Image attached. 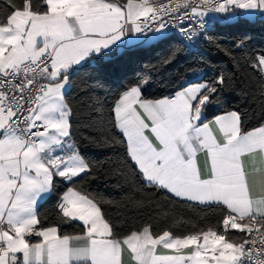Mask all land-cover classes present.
<instances>
[{"label":"snow or ice","instance_id":"6c2138e0","mask_svg":"<svg viewBox=\"0 0 264 264\" xmlns=\"http://www.w3.org/2000/svg\"><path fill=\"white\" fill-rule=\"evenodd\" d=\"M260 15L264 0H0V264H264V116L249 126L238 109L210 115L235 73L162 96L140 78L106 107L68 95L79 67L110 58L130 34L168 43L169 64L171 29L193 42L213 20ZM245 63L264 106V50ZM82 143L122 146L110 174L166 201L75 190L100 170ZM58 182L68 187L52 222L39 207ZM157 217L167 221L159 231Z\"/></svg>","mask_w":264,"mask_h":264},{"label":"trees","instance_id":"16d2710c","mask_svg":"<svg viewBox=\"0 0 264 264\" xmlns=\"http://www.w3.org/2000/svg\"><path fill=\"white\" fill-rule=\"evenodd\" d=\"M171 35L173 46L178 49L172 63H160L168 54V43L125 48L110 58L79 67L70 78L72 86L68 89L69 97L74 101L81 97L95 98L106 107L125 86L140 78L149 79L151 95L162 96L182 85L190 84L193 77L199 75L203 76V81H207L215 78L218 72L229 75L235 73L231 87L220 93L210 115L238 109L247 114L249 126L256 125L264 116V106L257 89L259 75L247 68L245 61L253 52L264 50V18L257 17L254 21L241 18L223 23L214 22L213 28L207 33L212 39L201 36L197 40L198 49L190 47L186 42L181 43V39L175 34ZM242 38L246 40L245 46L235 48L234 43ZM81 148L87 158L98 162L100 170L95 177L77 184L75 190L114 201L127 202L128 199L146 196L166 201L162 192H153L150 188L131 190L126 180L110 174L114 167L111 160L114 156L122 155V146L82 143ZM66 187L68 185L65 183L58 182L52 196L39 207L40 214L47 216L52 222L59 219L56 212L57 198ZM105 209L115 215V205H105ZM179 211L183 213L185 210L181 208ZM125 215L133 223L143 222L136 213L127 212ZM152 225L154 230L159 231L167 226V221L157 217L152 220Z\"/></svg>","mask_w":264,"mask_h":264},{"label":"crops","instance_id":"0c3cea01","mask_svg":"<svg viewBox=\"0 0 264 264\" xmlns=\"http://www.w3.org/2000/svg\"><path fill=\"white\" fill-rule=\"evenodd\" d=\"M257 17H264V15H260V16H257ZM255 17V18H257ZM235 20V19H234ZM227 21H232V20H213L211 21L212 23L214 22H220V23H223V22H227ZM146 37H140L138 34H130L129 37H126L125 38V43L121 45L120 48L116 49V52L115 53H120L122 52L125 48H130V47H134L136 45H141V44H151V43H147L146 42ZM95 61H92V62H85L83 65L85 64H88V63H94ZM202 75H199V76H196V77H193V79L191 80V83H195V82H202ZM53 194V193H52ZM52 194L47 197L45 200H47L48 198H50L52 196ZM83 194V193H82ZM44 200V201H45ZM42 201L41 204L44 202ZM40 204V205H41Z\"/></svg>","mask_w":264,"mask_h":264},{"label":"built area","instance_id":"2783aa9c","mask_svg":"<svg viewBox=\"0 0 264 264\" xmlns=\"http://www.w3.org/2000/svg\"><path fill=\"white\" fill-rule=\"evenodd\" d=\"M177 2H181V3H182V0H177ZM208 27H209V30L212 29V28H213V23L210 22L209 25H208ZM170 34H175L176 36H178V37L180 38L179 34L176 33L175 28H173V29L170 30ZM180 39H181V38H180ZM185 42H186V44L189 45L190 47H192V48H194V49H198V43H197V40H196V41H193V42H187V41H185Z\"/></svg>","mask_w":264,"mask_h":264},{"label":"rangeland","instance_id":"374dc122","mask_svg":"<svg viewBox=\"0 0 264 264\" xmlns=\"http://www.w3.org/2000/svg\"><path fill=\"white\" fill-rule=\"evenodd\" d=\"M264 18V17H263ZM256 18H254V19H249L250 21H254Z\"/></svg>","mask_w":264,"mask_h":264}]
</instances>
